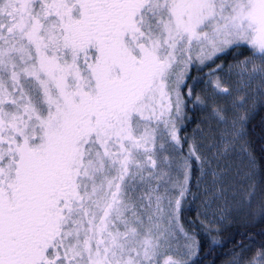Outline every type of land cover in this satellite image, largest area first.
<instances>
[{
    "label": "snow or ice",
    "instance_id": "1",
    "mask_svg": "<svg viewBox=\"0 0 264 264\" xmlns=\"http://www.w3.org/2000/svg\"><path fill=\"white\" fill-rule=\"evenodd\" d=\"M258 104L264 0H0V264H195Z\"/></svg>",
    "mask_w": 264,
    "mask_h": 264
},
{
    "label": "trees",
    "instance_id": "2",
    "mask_svg": "<svg viewBox=\"0 0 264 264\" xmlns=\"http://www.w3.org/2000/svg\"><path fill=\"white\" fill-rule=\"evenodd\" d=\"M232 59L233 54H229L218 59L216 63L230 62ZM214 66L202 67L200 72L193 71L191 75L206 80L208 77L205 74ZM187 114L191 119L186 121L184 133L191 137L193 129L199 123L200 115L191 104L188 106ZM248 133L251 150L259 162L255 178L258 200L255 202L256 205L249 204L243 216L253 213L255 216L246 223L233 218L226 225L218 226L219 232L212 231L210 234L197 228L200 232L198 239L201 245L198 256L193 259L195 264H245L261 247H264V105H260L251 115ZM184 145L186 146V143ZM194 168L195 174L198 175V163H194ZM192 185L191 191L197 192L198 195L195 180ZM193 198L194 196L187 197L180 215L186 228L196 219L195 204L197 202L196 206L198 205V200L194 199V204ZM213 240L216 242L213 243Z\"/></svg>",
    "mask_w": 264,
    "mask_h": 264
},
{
    "label": "rangeland",
    "instance_id": "3",
    "mask_svg": "<svg viewBox=\"0 0 264 264\" xmlns=\"http://www.w3.org/2000/svg\"><path fill=\"white\" fill-rule=\"evenodd\" d=\"M199 91L200 90H198V92ZM218 103L223 104L224 101L218 100ZM259 106L260 104L257 105V108ZM187 110L188 108L186 109V111ZM198 115H200V120L198 124L201 126V128H204L205 130H207L209 124L205 121L206 113H202L198 111ZM212 126L214 127V122ZM185 129L186 127L183 129L182 135L184 134ZM183 147H184V151L186 152L187 147H188L187 143H186V146L183 144ZM220 168L224 169V172H225L224 177H223L222 187L226 189V192H225L226 202L228 206L232 208L229 221L233 218L235 219L237 218L238 220L246 223L247 221L251 220V218L255 216L254 213L251 215L245 216V217L243 215L245 214L249 204H252V203H254V205L257 204L255 203L258 200V195L256 193L257 190L255 187V178L257 174V168L254 170L251 169L248 166L247 161L241 159L236 154H230L226 156L220 162ZM192 187L193 185H191V189ZM186 199L182 204V208L184 207L186 203ZM194 199L196 200L197 198L194 196L193 201ZM200 199H203V197L201 196ZM200 199H197L198 205L200 204ZM221 203H224V202L222 201ZM194 204H195V201H194ZM196 204H195V209H196L195 213H197L198 211V205L196 206ZM180 222L182 223L181 216H180Z\"/></svg>",
    "mask_w": 264,
    "mask_h": 264
}]
</instances>
